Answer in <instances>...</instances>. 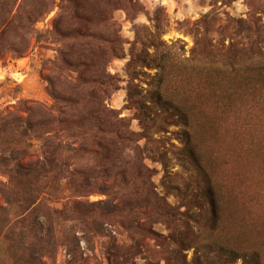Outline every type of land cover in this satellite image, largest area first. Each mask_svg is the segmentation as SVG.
I'll return each mask as SVG.
<instances>
[{"label":"rangeland","instance_id":"rangeland-1","mask_svg":"<svg viewBox=\"0 0 264 264\" xmlns=\"http://www.w3.org/2000/svg\"><path fill=\"white\" fill-rule=\"evenodd\" d=\"M136 1L141 9L134 18L122 8L111 12L120 26L122 53L107 65L118 79L107 103L139 137L155 191L170 204L180 211L190 207L185 182L194 171V163H187L191 158L212 178L218 218L188 223L195 239L182 251L187 264H264V73L256 68L264 60V0ZM10 2L15 13L22 0ZM58 11L53 5L35 27L50 28ZM33 36L21 37L12 28L0 33V118L7 116L0 127L9 125L17 136L26 124L17 126L19 113L35 124L24 138L35 143L21 160L25 166L42 150L43 141L35 137H50V146L70 144L58 109L67 106L74 114L72 105L57 99L74 97L55 65L61 45L48 35L40 42ZM27 41L28 47L19 50ZM38 120L44 124L36 125ZM68 125L75 133L77 127ZM75 152L63 153L62 171L51 180L50 189L59 190L44 195L61 211L51 218L58 234L53 248L35 243L27 224L17 220L16 207L6 206L0 193V264H164L154 256L153 239H136L129 246L125 211H98L105 213L112 195L86 196L102 202L89 212L75 203L81 197L73 196L70 186L105 178H93L92 154ZM4 175L0 169V182ZM135 199L127 194L116 201L125 206ZM148 219L136 217L134 223L148 226ZM150 222L157 233L169 234L161 220Z\"/></svg>","mask_w":264,"mask_h":264},{"label":"trees","instance_id":"trees-1","mask_svg":"<svg viewBox=\"0 0 264 264\" xmlns=\"http://www.w3.org/2000/svg\"><path fill=\"white\" fill-rule=\"evenodd\" d=\"M13 5L14 2L10 0H0L1 34L12 28L21 37L34 35L35 42L42 41L48 35L53 42L61 45L55 65L58 75H65L62 81L68 80L67 83H70L66 90L72 92L74 97H54L72 105L74 114H68L67 106L59 108L58 121L66 126L63 134L69 136L70 144L77 140L81 143L79 147H74L60 141L50 146L47 144L50 137H35L43 141L42 150L35 155L31 165L25 166L21 160L30 155L28 150L35 143L24 138L35 124L19 113L14 117L17 126L26 124L20 127L17 136L10 133L9 125L0 127V169L6 177L4 182H0V193L6 206L16 207L17 220L27 224L28 231L36 238V244L42 247H46L44 244L51 245L53 248L58 234L51 218L61 211L48 205L44 195L59 190L50 189V185L51 180L62 171L63 153L82 150L92 154L96 163L93 169L96 176L93 178H105L101 182L94 180L96 186L91 182L82 183L74 189L70 186L69 190L74 192L72 195L81 197L75 203L89 212L91 207L102 202L92 203L86 196L93 192L112 195L114 201L108 206L106 204L103 208L105 213L98 211L103 214H113L117 210L121 214L125 211L126 228L130 230L127 234L129 246L136 239H153L158 245L154 250L156 259H163L164 264H187L182 251L191 247L195 239L188 223H206L208 218L211 221L218 218L212 178L191 158L187 163H194V171L185 182L190 207L180 211L179 206L170 204L155 191L151 181L153 170L143 162L137 143L139 137L130 131L128 120L107 103L111 93L118 88V79L107 71V65L110 59L122 53L120 26L112 18L111 12L115 8H122L129 18H134L141 9L139 3L136 0H59L57 3L56 0H22L12 13ZM53 5L59 11L52 19L51 27L38 30L35 27L37 20L46 16ZM250 30V27L247 28V31ZM254 32L257 38L259 27ZM28 44V41L23 43L19 50L26 49ZM256 68L264 73V60L257 62ZM70 76L71 79L68 78ZM48 81L52 83L50 77ZM20 104L29 109L25 101ZM6 117L2 116L0 120ZM69 123L77 127L75 133H69L73 129ZM39 124L44 122L38 120L36 125ZM88 146L91 149H87ZM110 177L112 181L106 182L105 179ZM127 194L134 196L136 203L120 206L117 197ZM136 217L149 218L148 226L142 227L138 220L134 223ZM151 219L164 222L170 229L169 234L164 236L157 233L151 226ZM141 241H136V244L139 245Z\"/></svg>","mask_w":264,"mask_h":264}]
</instances>
